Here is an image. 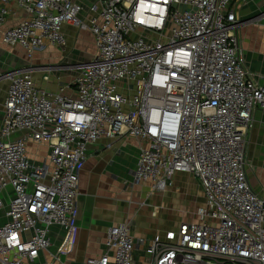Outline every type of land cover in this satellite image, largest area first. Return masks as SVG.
Masks as SVG:
<instances>
[{"label":"built area","instance_id":"2783aa9c","mask_svg":"<svg viewBox=\"0 0 264 264\" xmlns=\"http://www.w3.org/2000/svg\"><path fill=\"white\" fill-rule=\"evenodd\" d=\"M10 2L24 17L3 31L4 44L28 56L60 47L70 23L90 31L95 52L78 65L72 95L48 93L27 67L0 75L8 80L0 191L14 192L0 226V264H33L51 246L52 225L75 229L87 145L125 135L140 141L134 184L159 191L189 174L202 204L195 220L145 243H135L129 222L113 225L105 250L79 264H134L136 247L147 264H264V197L245 170L252 112L264 104L237 37V9L247 0H94L86 20L75 0H0V27ZM15 132L22 136L10 140ZM28 141L48 145L41 163L27 156Z\"/></svg>","mask_w":264,"mask_h":264},{"label":"crops","instance_id":"0c3cea01","mask_svg":"<svg viewBox=\"0 0 264 264\" xmlns=\"http://www.w3.org/2000/svg\"><path fill=\"white\" fill-rule=\"evenodd\" d=\"M75 1L81 4L80 16L86 20L91 15L88 11L94 0ZM8 7L10 13L0 27V75L24 66L30 70L35 83L48 93L72 95V83L79 72L78 65L89 60L95 52L90 31L64 23L61 29L65 39L63 46H47L44 51L40 50L34 54L29 65L21 63L22 59L17 51L11 49L18 46H8L1 41L3 31L16 25L24 17V12L14 2H10ZM263 13L264 0H247L237 9L238 20L244 22L237 29L244 66L262 86H264ZM43 76H47V79L43 80ZM118 85L127 92L123 87L126 85L125 82H118ZM7 86L8 80L0 78V129ZM251 119L252 125L245 138V170L251 188L264 197V104L254 108ZM21 136V132H15L9 138L16 140ZM139 146L138 139L126 135L117 138L103 136L87 145V158L80 171L77 225L70 234L59 226L52 225L48 232L51 246L48 251L39 252L33 264L61 262L79 264L87 257L100 255L105 250L107 229L121 222L131 224V234L135 243L139 238H143L145 243L157 232L174 229L182 221L195 220V210L202 200L201 189L197 192L199 198L193 203L192 214L181 217L161 213L159 200L149 201L147 193L139 192L129 174L136 165ZM26 152L31 162L39 164L47 157L49 147L46 143L28 141ZM178 175L187 177L193 182V187L194 183L198 182L189 174ZM142 184L151 186L148 182ZM193 190L195 192V188ZM13 196L11 187L0 191V200L3 203V207H0V226L7 221L5 212ZM137 252H143L142 247H136L134 250V264H147L146 258L144 261L137 258ZM55 257L59 261H56Z\"/></svg>","mask_w":264,"mask_h":264},{"label":"rangeland","instance_id":"374dc122","mask_svg":"<svg viewBox=\"0 0 264 264\" xmlns=\"http://www.w3.org/2000/svg\"><path fill=\"white\" fill-rule=\"evenodd\" d=\"M11 49L15 50L14 52L17 51L16 53L22 59L21 63L23 62L29 65V61L32 60L34 54L40 50L44 51L45 48L35 50L31 56H28L27 53L18 47H13ZM136 186L139 188V192H142L143 194L147 193V199L149 201H153L154 199L159 200L161 205L160 212H164L166 215H172V217H176V215L181 217L189 213L192 214L191 210L193 208V203L197 201V198H199L197 193L200 189L198 182L194 183L193 187V182L189 181L187 177H184L183 175L179 176L178 174L173 176L170 183L164 190H152L151 187L145 186V184L143 185L142 183ZM194 188L195 192L193 190ZM200 204H202V200ZM136 256L141 261H144L146 258L144 252H137Z\"/></svg>","mask_w":264,"mask_h":264}]
</instances>
